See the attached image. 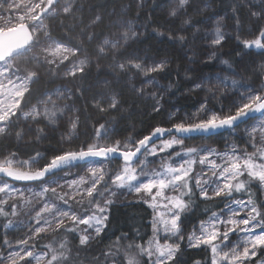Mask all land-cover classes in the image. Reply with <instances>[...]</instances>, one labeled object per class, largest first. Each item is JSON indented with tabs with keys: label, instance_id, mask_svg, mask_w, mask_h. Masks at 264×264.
<instances>
[{
	"label": "snow or ice",
	"instance_id": "obj_1",
	"mask_svg": "<svg viewBox=\"0 0 264 264\" xmlns=\"http://www.w3.org/2000/svg\"><path fill=\"white\" fill-rule=\"evenodd\" d=\"M58 2L0 0V9L7 5L5 11H0V20L4 22L0 28L6 32H21L24 36L0 54V138L9 139L13 127L20 128L24 124L29 133L36 135V140L31 142L46 139L45 129L55 125L72 109L66 101L74 94L67 89L57 87L34 96L31 86L39 79V73L27 70L21 74L15 68L13 61L21 51L29 53L39 48L42 56L33 58L46 64L49 71L64 67L62 79L87 75L88 58L73 62L72 57L79 56L80 49L53 36L52 29L45 24L46 19L61 13L68 16L72 11L66 5L58 12ZM189 2L177 0V6L167 10V17L187 15ZM137 7L143 8V2ZM229 18L237 32L247 30L251 37L239 41L244 49L264 52V0H233ZM102 19L97 15L91 23L98 24ZM223 20L224 17L215 16L210 40H207L209 34L204 33L207 48L212 49L205 53L207 63L216 59L215 49L225 41ZM182 23L191 25V17ZM115 26L117 31L105 36L98 45L97 51L101 55L139 42L141 29L148 27L126 19L118 20ZM153 31L158 36L164 35ZM199 31L196 29V33ZM41 35L46 41L44 45L40 43ZM168 38L186 43L184 36L170 34ZM149 59L146 54L117 59L116 69L128 78L129 83L135 75L145 77L139 87L133 84L131 90L137 98L151 99L152 112L160 114L164 110L163 93L167 89L151 77L153 73L164 72L168 62L154 59L149 62ZM221 63L228 66L222 69L224 74L202 77L195 85L206 93L197 114L177 115L170 126H165L168 123L165 121L142 137L129 135L123 141L101 143L110 138L114 129L106 123H98L93 126L95 142L77 150L61 149L42 166L37 165L45 158L38 151L21 159L19 145L15 152L0 153L4 156L0 159V174H3L0 176V217L6 221L2 228L27 229L25 236L15 242L7 239L5 232L0 249L6 251H0V264H183L181 244L185 240L187 248L204 247L210 251V260H197L194 264H264V199H257L253 194V185L264 192V119L249 125L240 137V143L226 141L223 149L185 145V139L192 133L233 135L241 122L253 120L256 114L264 118V87L248 82L227 60ZM260 72L264 73V65L260 66ZM149 88L160 91H146ZM218 95L232 100L228 111L209 108ZM95 107L102 113L119 111L123 103L114 93L107 107L102 103ZM41 124L44 127H32ZM67 125L61 139L71 144L77 138L79 116H69ZM26 134L21 129L15 133V139L23 141ZM93 158H114L122 163L111 170L88 167L84 175L71 179L67 172L64 176L56 175L58 171ZM4 177L39 183L35 187L18 188ZM125 194L152 210L150 235L147 232L141 234L140 229L131 235L121 233L101 249L99 255L82 258L80 253L91 250L93 241L106 232L114 198ZM197 200L212 203L215 210L206 207L207 218H199L189 231L184 221L193 206L199 207ZM50 233L53 243L41 247L38 244L41 234L47 236ZM69 236L73 241L78 240V246L70 245ZM38 247L40 251H37Z\"/></svg>",
	"mask_w": 264,
	"mask_h": 264
},
{
	"label": "trees",
	"instance_id": "obj_2",
	"mask_svg": "<svg viewBox=\"0 0 264 264\" xmlns=\"http://www.w3.org/2000/svg\"><path fill=\"white\" fill-rule=\"evenodd\" d=\"M143 2L144 7L138 8L137 4ZM233 0H190L186 9L187 15L183 13L177 18H169L166 15L167 10L177 6V0H76L72 11L68 16L60 14L47 21V25L52 29L53 36H59L64 42L73 48L78 47L80 53L78 57H87L90 61L87 69V75L77 79H62L60 75L65 71L61 67L55 71H49L44 63H39L36 59L25 58L26 54H21L20 59L23 64L22 68L33 69L39 73V79L31 86L34 96H39L46 90H52L57 87L68 88L74 95L66 102L72 106L70 112H66L63 117L58 119L55 125H50L45 129L46 139L36 142L34 132L29 133L27 126L21 124L20 128L15 126L12 129L9 139L0 138V153L15 152L17 146H21L18 153L21 159H27L28 155H35L39 152L45 159L40 160L38 166H42L46 160H50L54 154H59L63 150H77L81 146L93 143V126L98 123H106L114 132L110 133L107 143L115 140L123 141L129 135L134 137L149 134L152 128L162 122L167 121L165 126H170L175 116L195 115L200 107L206 93L196 88L195 85L200 82L202 77H215L216 74H224L222 69L227 65L221 61L227 60L229 65L240 72L248 82L262 85L264 83V73L260 72V66L264 65V52L255 49H244L243 39H250L247 30L237 32L232 26L233 21L229 18L231 15V5ZM125 6V7H122ZM199 9L200 11H197ZM246 12L247 9H244ZM100 15L103 19L98 24H92L95 16ZM224 18V32L227 35L226 41L221 47L215 49L217 57L210 63L206 61L205 53L212 49L207 48V41L204 33L209 35L207 40L211 39V29L215 16ZM191 17L192 24L184 25L182 21ZM213 17V19H209ZM121 19L133 21L137 24H147L146 30L141 29L142 35L139 42L131 43L128 48H121L117 51L108 50L107 54L101 55L98 51V45L105 36L111 35L117 31L116 22ZM153 29L163 33L158 36ZM196 29H200L196 33ZM195 33V38H193ZM184 36L186 43L179 40L175 42L169 40V35ZM145 54L152 59L160 61L166 60L167 69L161 73H153L152 77L162 88L167 89L163 93L164 110L160 113H154L151 110L152 100L144 97L137 98L132 92L133 84L140 86V82L145 79L142 75H135L131 83L128 78L117 72L116 60L129 56L139 55L144 57ZM17 56V57H19ZM23 57V58H21ZM191 58V59H189ZM29 59V60H28ZM255 61V63H253ZM247 67V71H245ZM253 69L256 71L253 72ZM119 76V79H117ZM239 78V77H237ZM146 91H157L160 89H146ZM123 103L119 110H109L100 112L95 107L96 104L102 103L104 107L113 94ZM235 99V97H233ZM232 105V100L227 97L217 96L209 105L214 111H224ZM79 116V128L76 133V139L71 144L64 143L61 139L65 135L67 120L69 116ZM235 128L234 134L223 133L214 137H187L186 146L208 145L223 149L225 142L235 141L240 143V137L243 136L246 126ZM35 127H44L41 125H32ZM27 133L23 141L15 139V133L18 131ZM243 146V145H241ZM4 158L0 155V159ZM109 164L110 169L119 166L122 161L117 159H102ZM91 162V161H90ZM79 163L77 166L64 169L63 171H79L81 166L87 164ZM50 177H47V179ZM11 182V181H9ZM13 183V182H11ZM39 182L31 184L13 183L17 185H36ZM253 194L257 199H264L261 190L257 185H253ZM132 197V196H130ZM246 198V197H245ZM199 207L193 206L191 213L187 216L184 223L189 231L199 218H207L205 208H212V203H201L197 200ZM152 210L146 205L136 202L134 198L122 202L115 200L109 210V224L106 232L102 234L99 240H94L91 250L81 252L80 256L91 258L99 255L101 249L115 241L121 233L131 235L136 229L141 230V234L147 232L150 235V221ZM3 217H0V243L5 238L17 239L25 231L24 229H3L5 223ZM57 239H59L57 237ZM70 245L78 246V240L73 241L68 237ZM139 242V241H137ZM53 243V235L42 236L38 244L43 247L46 244ZM124 244L129 241H123ZM58 247V243L55 244ZM39 248V247H38ZM183 264H194V261L210 260V251L204 247L187 248L186 240L181 244ZM40 249V248H39ZM5 251V249H0ZM86 264V262H85Z\"/></svg>",
	"mask_w": 264,
	"mask_h": 264
},
{
	"label": "rangeland",
	"instance_id": "obj_3",
	"mask_svg": "<svg viewBox=\"0 0 264 264\" xmlns=\"http://www.w3.org/2000/svg\"><path fill=\"white\" fill-rule=\"evenodd\" d=\"M32 2H38V0H32ZM75 3H76V0H59V2L56 4V9H57V11L58 12H60V10L61 9H63L66 5L67 6H70L71 8H73V6L75 5ZM6 8H7V5L5 4L4 5V8H2V9H0V11H5L6 10ZM61 14H63V13H61ZM13 15H15V13H13ZM58 16V15H57ZM225 18V17H224ZM50 19V18H49ZM49 19H46L45 20V24H47V21L49 20ZM223 22H224V20H223ZM222 22V23H223ZM3 20H0V26H3ZM214 28H215V22H213V28L211 29L212 31H211V34L213 33V31H214ZM224 29V24H223V28H222V30ZM0 31H4V29H2V28H0ZM224 31V30H223ZM212 36V35H211ZM212 38V37H211ZM226 39H227V35L225 34V41H226ZM224 41V42H225ZM223 42V43H224ZM40 43H41V45H44V44H46V41L43 39V35H41V37H40ZM255 50H258V49H255ZM260 51V50H259ZM25 54V53H24ZM27 55H28V57H24V59L25 58H30V59H32L34 56H37V55H40V56H42V52L40 51V49L39 48H34L31 52H29V53H26ZM25 54V55H26ZM21 58H23V57H21ZM81 57H78V56H73L72 57V61L73 62H75V61H77L78 59H80ZM20 59V56L19 57H15V59H14V61H13V63H14V66H15V68L16 69H18L19 71H20V73L21 74H24L27 70H33V69H30V68H27V69H24V68H22V66H23V64L21 63V61H22V59L21 60H19ZM34 59V58H33ZM29 60V59H28ZM216 75H218V74H216ZM220 75V74H219ZM214 76V75H213ZM212 76V77H213ZM258 86H256V87H264V83H262V85H260V84H257ZM65 89H67V90H69L68 88H65ZM196 114H197V112H196ZM195 114V115H196ZM261 119H264V118H262V117H258L257 118V120H255L254 122H252V124L253 123H259V121L261 120ZM251 125V124H250ZM249 126V125H248ZM248 126H246V128L248 127ZM245 128V129H246ZM76 135V134H75ZM101 143H105L103 140L102 141H100ZM230 142H233V141H230ZM204 145H206V144H204ZM211 147V146H210ZM213 148H216V147H213ZM3 159V158H2ZM100 161H97V160H90V161H87V162H89V163H87V164H85V165H83V166H81V170H79V171H58L57 172V177H59V176H64L65 175V173L67 172V173H70V175H69V179H71V178H73V177H76L77 175H84L85 174V172H86V170H87V168L88 167H92V166H97V167H104V168H107V169H110V166H109V164H107V162L105 161V160H102V159H99ZM79 163H86V162H79ZM38 166V165H37ZM112 169H114V168H112ZM111 170V169H110ZM48 179H51V178H48ZM25 186H28V187H35V185H17V187L18 188H24ZM261 193L263 194V198H264V192H262L261 191ZM131 195H127V194H125V195H122V196H119L118 198H114V201L115 200H121L122 202H124V201H128V200H130V198H133V196L132 197H130ZM14 229H18V230H22V229H24L25 231L23 232V234L22 235H20L19 237H17V239H11L13 242H15L16 240H18V239H20V238H23L24 236H25V233L27 232V229L26 228H14ZM41 236H44V234H41ZM183 243V242H182ZM186 244H187V241H186ZM6 251V250H5ZM37 251H40V249L39 248H37ZM33 264H35V262H33Z\"/></svg>",
	"mask_w": 264,
	"mask_h": 264
},
{
	"label": "water",
	"instance_id": "obj_4",
	"mask_svg": "<svg viewBox=\"0 0 264 264\" xmlns=\"http://www.w3.org/2000/svg\"><path fill=\"white\" fill-rule=\"evenodd\" d=\"M24 38L23 33L21 32H12V31H0V54L5 53L12 45L17 44L20 40H22ZM23 54V52L21 51L19 55ZM17 56V55H16ZM258 117H260L259 114H256V116L254 117L253 120L257 119ZM251 121V120H249ZM247 121V122H249ZM241 124H244V122H241ZM239 125V126H240ZM219 134L216 133H206V134H200V133H192L190 134L188 137H213ZM93 159H105V158H93ZM91 159V160H93ZM107 159H114V158H107ZM119 160V159H117ZM3 174H0V176H2ZM47 178V177H46ZM4 179H7L11 182H15V183H23V184H31V183H35V182H27V181H12L11 178H7L4 177Z\"/></svg>",
	"mask_w": 264,
	"mask_h": 264
},
{
	"label": "bare ground",
	"instance_id": "obj_5",
	"mask_svg": "<svg viewBox=\"0 0 264 264\" xmlns=\"http://www.w3.org/2000/svg\"><path fill=\"white\" fill-rule=\"evenodd\" d=\"M18 56V55H17ZM17 56H15V57H17ZM243 124H241L240 126H242ZM239 126V127H240ZM220 135V134H219ZM216 136H218V135H216ZM197 137V136H196ZM214 137V136H213ZM93 160H97V161H100L99 159H93ZM13 183H15V182H13Z\"/></svg>",
	"mask_w": 264,
	"mask_h": 264
},
{
	"label": "flooded vegetation",
	"instance_id": "obj_6",
	"mask_svg": "<svg viewBox=\"0 0 264 264\" xmlns=\"http://www.w3.org/2000/svg\"><path fill=\"white\" fill-rule=\"evenodd\" d=\"M255 120H257V119H255ZM255 120H251V121L247 122V124L249 123V125H250V124H252V122H254ZM247 126H248V125H247Z\"/></svg>",
	"mask_w": 264,
	"mask_h": 264
}]
</instances>
